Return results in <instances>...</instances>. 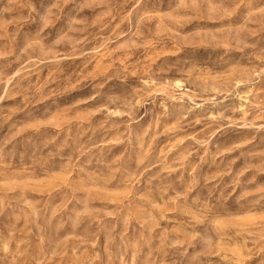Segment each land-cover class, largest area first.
Listing matches in <instances>:
<instances>
[{
    "label": "rangeland",
    "instance_id": "rangeland-1",
    "mask_svg": "<svg viewBox=\"0 0 264 264\" xmlns=\"http://www.w3.org/2000/svg\"><path fill=\"white\" fill-rule=\"evenodd\" d=\"M0 264H264V0H0Z\"/></svg>",
    "mask_w": 264,
    "mask_h": 264
}]
</instances>
